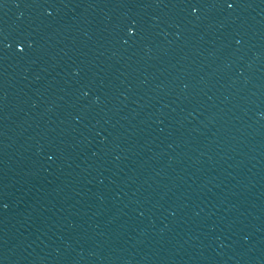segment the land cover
Here are the masks:
<instances>
[{
	"label": "water",
	"instance_id": "water-1",
	"mask_svg": "<svg viewBox=\"0 0 264 264\" xmlns=\"http://www.w3.org/2000/svg\"><path fill=\"white\" fill-rule=\"evenodd\" d=\"M262 236L264 0H0V264Z\"/></svg>",
	"mask_w": 264,
	"mask_h": 264
}]
</instances>
